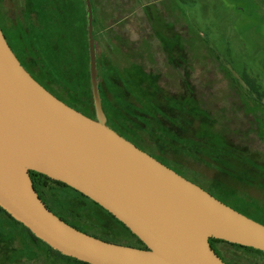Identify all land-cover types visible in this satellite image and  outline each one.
<instances>
[{
  "label": "water",
  "instance_id": "95a60500",
  "mask_svg": "<svg viewBox=\"0 0 264 264\" xmlns=\"http://www.w3.org/2000/svg\"><path fill=\"white\" fill-rule=\"evenodd\" d=\"M84 1L95 119L34 79L0 26V207L54 250L87 264H226L211 239L264 252L263 224L221 202L107 125L93 4ZM32 171L99 204L148 249L107 242L70 226L42 201Z\"/></svg>",
  "mask_w": 264,
  "mask_h": 264
},
{
  "label": "trees",
  "instance_id": "16d2710c",
  "mask_svg": "<svg viewBox=\"0 0 264 264\" xmlns=\"http://www.w3.org/2000/svg\"><path fill=\"white\" fill-rule=\"evenodd\" d=\"M11 1L15 3L17 10H13V13L2 11L0 22L8 44L18 60L33 78L53 95L70 107L95 119L85 1ZM92 4L98 52V79L107 125L139 149L199 185L221 202L264 225V207L234 201V198H230L223 191L220 194L212 191L195 178L197 173L189 169L190 164L186 160L191 157L219 169L229 167L228 153L234 151L237 154L235 158L241 155L240 146L235 144L229 135L240 136L242 135L240 130L227 128L223 123L222 126L217 124L219 119H213L212 113L199 102L190 79L182 76L183 91L176 95L161 85L158 74L148 72L139 62L128 65L124 70L120 69V66L113 61L112 54L109 55L107 52L112 46L113 37L109 34L111 28L107 29L105 25L103 27L99 16L101 9L98 8L97 1L92 0ZM127 19H122L117 24L120 25ZM155 25L158 33L161 29L165 30L163 27L165 25L160 21ZM102 47L107 51H103ZM116 47H119L118 52L122 53V48ZM184 51L185 49L179 45L169 47L167 54L169 65L180 67L184 63L180 58ZM232 79L233 83L237 84L233 77ZM242 80L248 86L250 93L246 96L241 92L239 100L247 109V114L252 115L256 123H260V120L264 121V105L257 106L256 103L262 102L264 92L257 80L248 72L242 74ZM56 81L65 85L74 95L67 99L56 94L49 85ZM241 139L242 136L239 140ZM31 178L42 201L70 226L107 242L148 249L122 222L81 192L34 171L31 172ZM212 184L214 185L215 181ZM60 190L68 197L69 203L78 201L84 206L86 204L88 212L62 201L58 195ZM1 214L7 216L9 221L7 222L10 224L5 220L6 225L0 223V254L6 261L12 257V260H21L23 257L31 259L39 250L44 253L50 264H87L54 250L0 207ZM95 214L100 221L97 226L92 222ZM10 230L14 236L24 232L29 239L25 237L24 241L27 240L30 246L23 247V253L20 255L16 252L18 248L14 250L11 248V251L16 253L5 257L7 245H11L10 238L14 237ZM123 239L126 242H123ZM210 243L226 264H241L243 259L238 251H253L264 257L263 251L226 241L211 239ZM216 245L226 247L223 249L226 252L217 250Z\"/></svg>",
  "mask_w": 264,
  "mask_h": 264
},
{
  "label": "rangeland",
  "instance_id": "374dc122",
  "mask_svg": "<svg viewBox=\"0 0 264 264\" xmlns=\"http://www.w3.org/2000/svg\"><path fill=\"white\" fill-rule=\"evenodd\" d=\"M96 1L101 9V23L103 27L111 28L109 34L113 37L111 50L101 49L112 54L120 69L139 62L148 72L158 74L161 85L176 95L183 91L182 76L190 79L199 102L212 113L213 119H219L217 124L223 123L242 133L234 137L229 135L240 146L241 153L239 158H235L234 151L228 153L229 167L220 170L214 165L186 158L189 169L197 173L195 178L216 193L223 191L234 201L264 207V121L256 123L239 100L241 92L246 96L250 93L242 80L245 71L257 80L264 92V0ZM125 18L128 19L124 23L117 24ZM158 21L165 25V30L161 29L159 33L155 27ZM178 45L185 51L180 53L184 63L177 68L169 65L167 54L169 47ZM116 46L122 48V53ZM232 77L237 84L233 83ZM49 85L64 98L74 95L57 81ZM256 104L264 105V98ZM58 195L69 203L61 190ZM69 204L88 212L86 204V207L78 201ZM0 217V223L6 225L7 216L1 214ZM92 222L99 225L97 214L92 217ZM25 237L29 240L24 232H19L10 238L11 245H7L5 257L16 252L22 254L23 247L30 246L27 240L24 241ZM11 248L18 250L13 252ZM216 248L226 252L222 245H216ZM238 254L243 259L241 264H264V257L253 251H238ZM12 259L6 261L0 254V264H50L39 250L31 259Z\"/></svg>",
  "mask_w": 264,
  "mask_h": 264
},
{
  "label": "flooded vegetation",
  "instance_id": "af4514ba",
  "mask_svg": "<svg viewBox=\"0 0 264 264\" xmlns=\"http://www.w3.org/2000/svg\"><path fill=\"white\" fill-rule=\"evenodd\" d=\"M13 10H17V6H15V3H13L11 0H0V15L2 16V11L4 12H11L13 13L12 11ZM0 26H1V29H2V25H1V22H0ZM3 31V30H2ZM4 33V32H3ZM5 36V35H4ZM8 42V41H7Z\"/></svg>",
  "mask_w": 264,
  "mask_h": 264
}]
</instances>
